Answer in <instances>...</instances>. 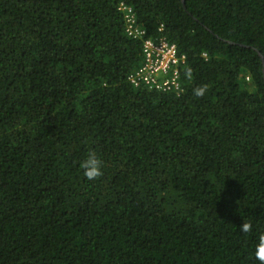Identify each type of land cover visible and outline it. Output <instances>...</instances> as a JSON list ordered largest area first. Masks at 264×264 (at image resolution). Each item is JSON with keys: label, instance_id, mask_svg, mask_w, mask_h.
<instances>
[{"label": "trees", "instance_id": "obj_1", "mask_svg": "<svg viewBox=\"0 0 264 264\" xmlns=\"http://www.w3.org/2000/svg\"><path fill=\"white\" fill-rule=\"evenodd\" d=\"M147 38L179 91L131 81ZM261 233L264 0H0V264H260Z\"/></svg>", "mask_w": 264, "mask_h": 264}, {"label": "built area", "instance_id": "obj_2", "mask_svg": "<svg viewBox=\"0 0 264 264\" xmlns=\"http://www.w3.org/2000/svg\"><path fill=\"white\" fill-rule=\"evenodd\" d=\"M123 9H128L122 5ZM128 32L134 37H142L145 31L137 27L133 14H126ZM144 62L143 65L131 75L135 86H144L152 90L179 91L180 66L185 63L186 56L181 54L175 43L162 38L143 40Z\"/></svg>", "mask_w": 264, "mask_h": 264}, {"label": "clouds", "instance_id": "obj_3", "mask_svg": "<svg viewBox=\"0 0 264 264\" xmlns=\"http://www.w3.org/2000/svg\"><path fill=\"white\" fill-rule=\"evenodd\" d=\"M191 78V70L188 73ZM207 91V85L199 86L194 89V95L197 97H203ZM80 167L83 169V174L88 180H95L103 175L102 161L97 157L95 151H90L84 159ZM240 230L244 233L252 231V224L243 222L240 225ZM255 258L260 261V264H264V233H261L258 237V242L255 248Z\"/></svg>", "mask_w": 264, "mask_h": 264}, {"label": "water", "instance_id": "obj_4", "mask_svg": "<svg viewBox=\"0 0 264 264\" xmlns=\"http://www.w3.org/2000/svg\"><path fill=\"white\" fill-rule=\"evenodd\" d=\"M184 3H185V1H184Z\"/></svg>", "mask_w": 264, "mask_h": 264}]
</instances>
